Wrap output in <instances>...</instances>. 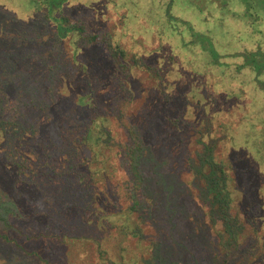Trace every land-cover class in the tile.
<instances>
[{
    "label": "trees",
    "instance_id": "trees-1",
    "mask_svg": "<svg viewBox=\"0 0 264 264\" xmlns=\"http://www.w3.org/2000/svg\"><path fill=\"white\" fill-rule=\"evenodd\" d=\"M30 1L23 19L0 6V264H264V118L189 81L198 57L235 59L264 92V45L220 55L194 26L234 6L264 21V0H162L157 22L127 31L169 39L191 64L164 69L159 48L149 66L128 58L122 29L72 21L70 0ZM187 3L194 21L173 13Z\"/></svg>",
    "mask_w": 264,
    "mask_h": 264
},
{
    "label": "rangeland",
    "instance_id": "rangeland-1",
    "mask_svg": "<svg viewBox=\"0 0 264 264\" xmlns=\"http://www.w3.org/2000/svg\"><path fill=\"white\" fill-rule=\"evenodd\" d=\"M79 2L80 4L88 7L93 6L95 10V12H93L97 15L100 14V16L96 18L92 10L81 7L80 4H78ZM105 2L111 3L108 7L109 10L105 7ZM131 2L138 3L139 7L137 9L133 8L130 4ZM162 3V0H70L69 4H71V7L70 10H68V17L72 21L79 20L78 22L82 23L83 26L86 25L87 29H90L89 26L91 25V28L97 33L105 32L111 34L117 29H122L121 34L123 38L119 42V45L122 44V47L125 48L128 58L130 55H132L140 62L141 60H147L149 66H152L154 61L151 57H145V53L159 48L162 50V64H160L162 69L167 67L172 61H181L183 56L184 58L181 62L187 67H191V64L189 63L185 54L181 55L178 49L171 48L172 45L169 43V39L153 36L154 34H150L147 41H144L142 37L138 36L133 39L131 38V32L129 31L135 32L139 26H147L148 24L146 23L148 22H157V20L149 21L147 19L155 18L153 16V12L155 8H157L159 11V7L162 6ZM0 6L5 8V10H9L14 13L19 19H23L25 16L29 15L31 1L0 0ZM186 6L187 8L181 10L180 13L178 11L173 13L177 16L180 15L182 18L187 20H189L190 17L191 20L189 21H194L200 16V13L196 9L192 8L190 4L187 3ZM103 9H105V11L102 12ZM149 11L152 13H149ZM184 12H187L189 17L187 15L181 14ZM238 13H240V9L237 6H234L231 11L229 10L228 14H222V16H219L214 9H210L204 14L205 18L208 20V23L206 24L203 21H200L198 24L196 22L194 26L196 30H201V27H206L209 32H212V34H210L211 40L217 53L220 55L233 54V52L239 53L244 50H251L255 46L264 45V21H258L257 23L249 24L248 22L240 20L234 16V14ZM133 18H138V23L141 25L133 24L134 21H131ZM217 24H219L220 27ZM175 27H177L179 30L182 29L181 26L178 25ZM158 29L160 32H162L160 28ZM185 39H187V37H185ZM169 53H171L173 57L167 55ZM139 54L141 55L140 57H138ZM220 60L221 62L227 63L228 66H223L220 68L203 66L202 59L198 57V62L196 65L194 64L196 70H193V73H191L193 78L189 79V81L192 80L195 83L201 84V93L204 97L210 96L209 98L211 100H213L212 98H215L217 101H221L224 98L225 103L228 105L229 103H237L244 114L247 109V104H250L251 111L254 113V115L263 116L264 118V92L260 93L256 90V88L252 87L250 84V75L248 74L247 70L235 72L233 66L235 59ZM175 78L176 77L172 76L169 78L165 77L163 79V83H173L174 90L177 92L182 84L179 85L175 81ZM214 83L219 85L222 84V86L217 90V93H215L212 89V85ZM211 90L213 95L210 93ZM204 97L199 96L197 100L202 105L204 102L209 104L208 108L204 111L207 112L209 109L208 115L210 117V112L212 110L209 108L210 102ZM186 99L189 101V103H192V97L187 96ZM232 112L236 113L235 107H233ZM185 119L187 121L189 120V115L186 113ZM258 130V133L264 135V130L259 127ZM214 152L221 156V154L225 152V149L223 150V148H220L218 145L216 146ZM231 174L232 172H230V175ZM190 193H194L199 204H201V200L197 196L196 188H190ZM185 196L189 198L187 191H185ZM239 206L240 202L238 201V207ZM191 211L195 212V209Z\"/></svg>",
    "mask_w": 264,
    "mask_h": 264
}]
</instances>
